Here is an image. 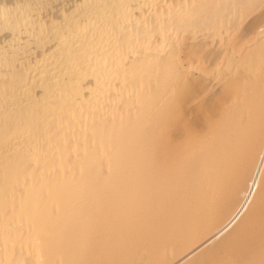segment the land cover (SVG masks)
<instances>
[{
    "label": "bare ground",
    "instance_id": "1",
    "mask_svg": "<svg viewBox=\"0 0 264 264\" xmlns=\"http://www.w3.org/2000/svg\"><path fill=\"white\" fill-rule=\"evenodd\" d=\"M0 264H264V0H0Z\"/></svg>",
    "mask_w": 264,
    "mask_h": 264
}]
</instances>
